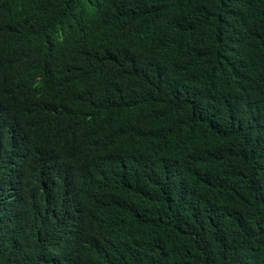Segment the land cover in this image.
<instances>
[{"label": "trees", "instance_id": "16d2710c", "mask_svg": "<svg viewBox=\"0 0 264 264\" xmlns=\"http://www.w3.org/2000/svg\"><path fill=\"white\" fill-rule=\"evenodd\" d=\"M0 264H264V0H0Z\"/></svg>", "mask_w": 264, "mask_h": 264}, {"label": "clouds", "instance_id": "9594fccd", "mask_svg": "<svg viewBox=\"0 0 264 264\" xmlns=\"http://www.w3.org/2000/svg\"><path fill=\"white\" fill-rule=\"evenodd\" d=\"M55 92V91H54ZM55 94H57L58 96H60L58 93L55 92ZM61 97V96H60Z\"/></svg>", "mask_w": 264, "mask_h": 264}]
</instances>
